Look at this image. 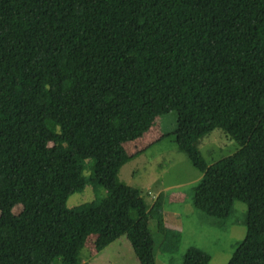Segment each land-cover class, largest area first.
Here are the masks:
<instances>
[{
	"label": "trees",
	"instance_id": "obj_1",
	"mask_svg": "<svg viewBox=\"0 0 264 264\" xmlns=\"http://www.w3.org/2000/svg\"><path fill=\"white\" fill-rule=\"evenodd\" d=\"M173 111L202 173L193 206L224 222L245 203L228 264H264V0H0V264H91L88 237L100 251L124 234L156 264L141 189L119 172L142 152L125 142ZM217 126L238 148L208 163L195 143ZM91 180L107 195L68 207ZM211 259L191 246L181 264Z\"/></svg>",
	"mask_w": 264,
	"mask_h": 264
},
{
	"label": "rangeland",
	"instance_id": "obj_2",
	"mask_svg": "<svg viewBox=\"0 0 264 264\" xmlns=\"http://www.w3.org/2000/svg\"><path fill=\"white\" fill-rule=\"evenodd\" d=\"M176 125L175 111L157 116L141 138L125 142L128 153L142 152L122 166L119 179L141 189L148 207L149 227L156 240V264H181L184 252L191 246L208 252L213 264H228L238 242L245 237L246 204L236 200L233 212L224 222L195 209L193 189L202 173L177 148L173 135ZM195 145L208 163L228 156L238 148L237 141L221 126L198 139ZM85 174L89 175L90 169ZM106 195L105 187L91 180L82 191L68 197L67 206L97 201ZM20 210L21 205L14 208L17 214ZM159 220L164 222L169 233L161 232ZM95 236L91 235L86 241L81 254L83 262L140 264L126 234L100 251L94 246Z\"/></svg>",
	"mask_w": 264,
	"mask_h": 264
}]
</instances>
